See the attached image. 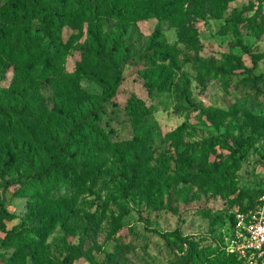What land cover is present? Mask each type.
I'll use <instances>...</instances> for the list:
<instances>
[{
  "label": "rangeland",
  "instance_id": "1",
  "mask_svg": "<svg viewBox=\"0 0 264 264\" xmlns=\"http://www.w3.org/2000/svg\"><path fill=\"white\" fill-rule=\"evenodd\" d=\"M22 1L0 0L14 47L10 57L0 46V118L12 121L0 119V264H220L235 215L264 194V0L184 2L179 20L123 29L53 0L51 38L36 15L7 13ZM156 27L174 51L150 69ZM93 29L126 62L115 97L88 116L111 77L95 66ZM85 116L52 179L35 181ZM174 231L179 240L162 237Z\"/></svg>",
  "mask_w": 264,
  "mask_h": 264
},
{
  "label": "trees",
  "instance_id": "2",
  "mask_svg": "<svg viewBox=\"0 0 264 264\" xmlns=\"http://www.w3.org/2000/svg\"><path fill=\"white\" fill-rule=\"evenodd\" d=\"M74 3L75 7L78 9L76 17L83 19L84 22L93 23L98 18L107 17L114 19L120 28L123 29L125 24L150 19V18H167V19H181L183 17V12L180 11V3H193L189 6H194V0H67ZM227 0H223L222 5L226 6ZM21 7H15L7 10V13L12 17L13 20L17 21L25 19V17L30 15H36L35 18L38 20L39 25L43 34L51 38L54 33L55 22L60 23L62 18L61 13L58 11L57 6L54 5L53 0H23L21 2ZM183 5V4H182ZM17 9V11H16ZM197 13L199 11H196ZM76 17L68 16L67 19L75 20ZM238 16L230 19L229 26L231 27L233 33L237 35V27L235 20ZM178 30L182 31V26H178ZM159 28L154 29L153 34L150 36V48L152 52H146L144 56V61L150 66V69H154L157 63H164L168 55L172 54L167 42L162 39L159 32ZM180 33V32H178ZM101 32L95 33L93 29L88 34L89 40H92V50L93 59L95 61V66L106 69L111 73V77L108 79L107 84L100 97L98 107L92 110V114L88 113V116L100 112L103 108V104L107 103L109 100L115 97L117 91L122 83V73L123 66L126 62L125 55L120 52L118 46H107L101 39ZM181 39L182 35H179ZM185 37V36H184ZM5 35L0 34V46L3 43L8 46L6 49L2 47L3 51H7L10 55L13 54V45L9 44L10 41L4 39ZM183 41V40H182ZM24 46H27L26 40L23 41ZM3 45V46H4ZM236 45L244 53H248V50L241 42L237 41ZM175 54V53H174ZM11 57V56H10ZM40 56L33 58L32 63L39 61ZM256 67L255 59H252V68L247 70V73L251 72ZM263 76L259 78L262 79ZM23 112V113H22ZM27 115L22 110L20 113L14 117L17 122L20 119L25 118ZM88 116H85L82 122L75 123L70 130L68 137L57 144L56 152L48 156V162L45 169L40 171H35L32 174L37 182H49L52 179V173L56 172V164L58 160L63 159L66 156V152L69 144L71 143L72 137L80 132L84 123L86 122ZM1 126L4 130H7L11 124V118L8 116H1ZM16 184L15 182H7L6 187H10ZM264 193V190H263ZM165 239H176L179 240V235L176 231L170 233L162 234ZM225 252V251H224ZM226 253V252H225ZM227 258H224L220 264H241L240 261L233 255L227 254Z\"/></svg>",
  "mask_w": 264,
  "mask_h": 264
},
{
  "label": "built area",
  "instance_id": "3",
  "mask_svg": "<svg viewBox=\"0 0 264 264\" xmlns=\"http://www.w3.org/2000/svg\"><path fill=\"white\" fill-rule=\"evenodd\" d=\"M241 264H264V194L248 214H236L224 247Z\"/></svg>",
  "mask_w": 264,
  "mask_h": 264
}]
</instances>
